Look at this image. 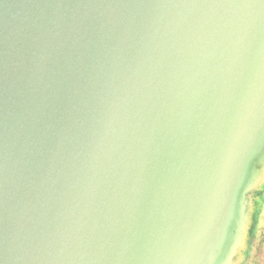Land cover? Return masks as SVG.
<instances>
[{
    "label": "water",
    "instance_id": "95a60500",
    "mask_svg": "<svg viewBox=\"0 0 264 264\" xmlns=\"http://www.w3.org/2000/svg\"><path fill=\"white\" fill-rule=\"evenodd\" d=\"M263 88L264 0H0V264L245 244Z\"/></svg>",
    "mask_w": 264,
    "mask_h": 264
},
{
    "label": "rangeland",
    "instance_id": "374dc122",
    "mask_svg": "<svg viewBox=\"0 0 264 264\" xmlns=\"http://www.w3.org/2000/svg\"><path fill=\"white\" fill-rule=\"evenodd\" d=\"M249 188L246 197L249 220L245 244L235 264H264V174L257 181L254 179Z\"/></svg>",
    "mask_w": 264,
    "mask_h": 264
},
{
    "label": "bare ground",
    "instance_id": "6f19581e",
    "mask_svg": "<svg viewBox=\"0 0 264 264\" xmlns=\"http://www.w3.org/2000/svg\"><path fill=\"white\" fill-rule=\"evenodd\" d=\"M260 103L263 105V112H262L261 117L264 118V93H262L259 96L258 101H256V103L254 105H252V109L249 111V113L252 114L253 112H255L257 110V108L260 107ZM250 118L251 117H248V120ZM259 121H261V120H259ZM250 123H252V122H250ZM246 125L248 126V129H250L249 123H246ZM257 125L258 124L253 123V127L257 126ZM260 132H261L260 133V135H261L260 140L263 143V144L262 143L261 144L264 145V123L262 126V130ZM248 133H249V131H248ZM258 174H260V175L264 174V162H263V165L261 166V168L259 169ZM232 214H233L232 209H230L229 212L223 213V216L221 217L220 222H219L220 227L218 228L217 234L215 236V248H216V250L219 249V251L216 254V258H217V260H219L223 255V260L226 262H229V264L236 263L237 258L232 259V255L235 254L236 252H239L240 249L242 248V246L244 245L243 231H244L245 225H246L245 220H242L241 217L239 216L236 220L237 230H236L235 234L227 235L229 233V231H228V227L230 226L229 223L232 222V217H233V216H231ZM223 239H225V242L222 244L221 241ZM218 242H221V244L219 245ZM218 255H219V259H218ZM230 258L232 259V261H230L231 260ZM217 260L215 259L214 256H212V260H211L210 264H216Z\"/></svg>",
    "mask_w": 264,
    "mask_h": 264
}]
</instances>
